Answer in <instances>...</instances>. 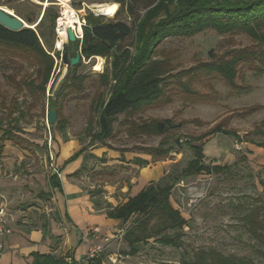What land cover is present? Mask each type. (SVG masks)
<instances>
[{
    "label": "trees",
    "instance_id": "1",
    "mask_svg": "<svg viewBox=\"0 0 264 264\" xmlns=\"http://www.w3.org/2000/svg\"><path fill=\"white\" fill-rule=\"evenodd\" d=\"M44 2V0H39ZM51 3L53 0H49ZM120 8L114 19L106 16L98 17L90 14L87 25L83 27L84 38L64 46V53L70 56V47L75 46L76 53L80 49L81 62L68 67V73L52 98L47 96L48 87L56 72L60 54L53 55L55 26L58 16L52 14V6L48 7L36 29L24 28L12 31L0 24V61L13 68H20L19 74L7 78L8 85L17 95L27 97L30 102H20L19 97L10 101L5 98L0 87V165L6 145L23 151L35 152L42 149L38 144L25 137L19 125L26 115L30 116L35 109L41 108L45 118L48 104L58 114L55 129L62 132L67 129V117L63 111L72 101L80 102L89 99L90 116L87 124L88 146L76 153L68 162L85 153L91 147L101 145L116 150L110 141L121 133L116 125L126 128L128 137L142 134L146 137H161L185 125L194 124L203 127L201 120H185L176 124L173 119H150V122L136 123L134 117L147 109L161 110L176 101L185 107L215 105L222 102L217 84L224 85L228 91V99L238 94L251 91V87L243 85L245 74L264 76V0H112ZM73 6L82 8L86 0H72ZM166 4V5H165ZM164 8L165 18L153 23V16ZM126 16L127 21L122 17ZM24 20L35 23L34 15H27ZM150 21V25L147 23ZM47 30L49 32L46 31ZM145 27L144 29H142ZM206 31H214L222 38L218 45L219 52H209V62H197L190 68L178 70L174 64L177 52H162L164 59L151 61L156 46L162 40L175 36L194 37ZM142 36V44L134 57L129 51V44L135 37ZM244 36L250 42L248 46L236 48L232 44L233 37ZM130 41V42H129ZM176 53V54H175ZM221 53V54H220ZM103 57L111 61V68L103 73L80 72L83 59ZM170 57V58H168ZM27 65L32 72H24ZM21 75V78H19ZM96 77L99 88L92 96L87 93V83ZM207 91V92H204ZM107 92V95L105 94ZM50 102V103H49ZM26 106V107H25ZM263 106L246 108L241 114H233L218 123L210 131L189 141L193 158L185 167L174 164L172 172L165 174L159 182H152L143 188L128 202L113 209L108 217L123 224L134 223L124 235V242L130 248L129 255H137L140 247L148 242H155L166 248H179L183 243L188 220L181 209H176L171 202L176 186L190 178L225 175L233 165L207 164L204 146L195 145L206 138L223 134L234 138L238 143L257 144L247 137L241 138L239 133L230 128L235 117H249L260 112ZM123 117V121L120 118ZM34 119V116L31 117ZM257 133V132H256ZM250 135V134H247ZM123 155L130 150H122ZM146 155L151 160L134 158L137 167L144 168L149 163L171 160L173 147L161 143L160 147L150 148ZM95 158L94 156H92ZM97 158V157H96ZM95 158V159H96ZM98 159V158H97ZM121 161H126L121 156ZM242 157L239 161H245ZM100 161V159H99ZM102 163L106 162L102 158ZM87 168H82L76 176L83 175ZM54 187L61 188L57 176L51 177ZM264 188V182H263ZM262 198H259V201ZM264 205L258 206L248 216L250 236L261 246L264 254ZM84 263L71 264H103L102 258L86 257ZM34 264H69L62 256L55 254L37 256ZM176 264V263H173ZM177 264H256L252 259L226 256L218 251L198 250L192 257Z\"/></svg>",
    "mask_w": 264,
    "mask_h": 264
},
{
    "label": "rangeland",
    "instance_id": "2",
    "mask_svg": "<svg viewBox=\"0 0 264 264\" xmlns=\"http://www.w3.org/2000/svg\"><path fill=\"white\" fill-rule=\"evenodd\" d=\"M46 2L50 3L48 7L52 6V14L59 16L63 9L59 4L60 2L53 0L51 3L49 0H44L43 3ZM43 3L39 0H0V7L12 10L14 15L23 21H25V16L34 15L35 23L29 24L25 22L34 26L37 30L36 25L41 21L48 8ZM109 3L114 2L112 0H86L80 9L74 7L73 2L70 5L78 16H84L87 25V18L90 14L96 17L99 16L95 6ZM118 6L120 8L119 4ZM160 12L153 16V23L156 24L159 20L165 18L163 7H161ZM114 17H107V19H114ZM122 18L128 22L126 16ZM147 25H150V21H148ZM46 31L49 32L47 27ZM50 40L54 41L53 55L60 54V58L57 60L58 67L56 66V72L47 92V96L52 98V103H54V96L68 73V66L64 65L62 60L64 49L62 51L56 49V37L53 40L52 36ZM142 40V36H137L134 42L129 41L128 49L132 56L135 57L137 55V49L141 46ZM221 40L222 38L218 37L214 31H206L190 38L180 35L175 36L162 40L157 44L151 61L163 60L162 52L173 51L178 53H175L177 55L174 62L176 68L178 70L187 69L197 62H209V52L211 50L219 52L218 45ZM232 44H235L234 47L236 48H241L248 46L250 42L244 36H237L233 37ZM76 51L75 46L74 48L70 47V52L72 53L69 57L73 56ZM78 54L81 55L80 49ZM98 58H101V60ZM110 62L100 56L90 60L83 59V67L80 72H85L86 74L91 72L103 73L106 69L111 68ZM99 64L101 69L95 70L96 65ZM19 71V67L13 68L6 62L0 61L1 92L9 101L13 97H19L20 102H30L29 98L17 95L7 83L8 76L19 74ZM25 71L32 72L27 65H25ZM19 78H21V75ZM243 85L251 87V91L228 99L229 90L224 85L217 84V90L221 93L223 100L219 104L185 107L176 101L164 109L152 111L147 109L134 117L136 123H142V121L150 122V119L153 118L173 119L176 124L185 120L197 119L202 121L203 127H197L194 124L185 125L165 136L150 138L142 134L128 137V133H126L127 127L121 128L116 125L121 133L115 140L110 141V144L113 148L120 150L119 153L123 158L126 159L127 157L128 159L125 162L121 161L120 156L118 160H113L107 156L110 149L99 145L98 147L106 152L102 156L106 162L102 163V158L99 161V159L92 157L94 155L87 154V171L83 178H78L81 187L84 189L83 191L90 195L97 209H100V207L104 208L107 214L122 205L126 199L134 196L137 191L152 182H159L165 174L172 172L174 164L179 163L181 167H185L194 155L191 143H189L192 138L208 133L211 128L223 122L229 116L241 114L246 108L258 105L263 106L260 112L245 118L235 117L230 124V128L236 130L241 138L248 136L250 140L255 141L257 144L264 143V76L258 77L246 73ZM98 88L99 84L96 77H91L87 83V93L92 96ZM105 94L107 95V92ZM51 106L52 104L47 105L45 118L42 117L41 108L38 107L30 113V116L27 114L19 124L24 130L25 137L38 144L42 149L33 153L25 151V153L23 150L13 148L11 144H7L8 148L12 150L7 157L10 159V163L6 164L3 162L0 165V180L12 177L35 178V184L26 185L25 193L20 195L17 199L18 201H23L24 198L28 199L31 194L34 195L44 189L48 191L49 187L45 178L51 176L53 170H55V174L59 182H61L62 170L56 166L58 163L56 158L59 155L56 151H60L61 143L66 145V140L77 139L82 143V147L85 148L90 142L86 132L90 116L89 99L80 102L72 101L65 106L63 113L67 117L68 122L67 129L64 132L55 129V125L48 127L47 112L52 109ZM32 116H34L33 120L31 119ZM120 120L123 121V117ZM213 139L215 143L212 142V144L215 145L216 151L218 146L221 154L217 151L218 154L215 152L214 155L208 156L205 150L206 145L210 141H214ZM177 140L180 141L181 148L177 145ZM161 143H165L167 147H173L171 160L149 163L144 168L135 167L131 163L134 158L150 161V155H146L147 152L143 150L160 147ZM195 145L204 146V153L208 160L207 164L233 165L236 162L237 164L225 175L215 174L211 177L190 178L175 187L171 202L176 209H181L184 217L188 220V227L185 228L186 233L181 247L166 248L158 243L148 242L141 245L140 252L137 255H129L130 248L124 242V235L130 229L131 224L134 223V217L127 224L116 223V226L110 227L109 232L88 233L86 231L90 235L93 245L102 246V251L97 254V257L104 260L103 264H177L192 257L193 253L198 250L218 251L226 256L246 257L252 259L256 264H264L263 250L248 231L249 214L258 206L264 205V188L262 186L264 182V152L260 153V156L253 155L246 147L244 149L242 143H238L234 138L223 135L207 137L206 140ZM91 150H88V153ZM122 150H130L132 152L128 154L126 152L125 154L127 155L125 157ZM242 157L246 158V160L239 161ZM142 173L148 177L147 180L144 179V183H141ZM134 179H139L141 185H139L140 183L138 185L133 184ZM260 197L262 200L259 201ZM36 204L39 209V212L36 213L49 212L48 214L51 216L54 215L55 207L53 212L50 211V203L40 202ZM26 207L27 209L29 208L28 206ZM82 237L85 236L82 235ZM94 240L95 242H93Z\"/></svg>",
    "mask_w": 264,
    "mask_h": 264
},
{
    "label": "crops",
    "instance_id": "3",
    "mask_svg": "<svg viewBox=\"0 0 264 264\" xmlns=\"http://www.w3.org/2000/svg\"><path fill=\"white\" fill-rule=\"evenodd\" d=\"M220 135L223 134H217L216 136L219 137ZM212 142L215 143V140L206 145L205 150L208 156L214 155L215 152L218 154L217 151H219L218 146L216 151V147ZM65 143L66 145L61 143L60 151H56L59 154L56 158L58 162L56 166L62 170L61 188L54 187L50 180L51 177L56 175L55 170H53L51 176L45 178L49 187L48 191L44 189L34 195L31 194L28 199L24 198L23 201H18L20 195L25 193L26 185L35 184V178L20 177V179L19 177H12L0 180V205L6 208L8 228L11 230V233L4 239V250L0 252V264H34L37 256L49 254L62 256L69 264L72 262L84 263V259L88 256L90 247L93 245L90 235L86 231L88 233L109 232L110 227L113 228L121 223L109 218L104 208L97 209L90 195L83 191L84 189L81 187L78 178H83L86 172L83 175L76 176L82 168L86 167L88 163L87 154L100 159L106 153L105 150H101L98 146L91 147L88 149H92L91 152L88 153L87 150L72 162H68L84 147L77 139L66 140ZM242 144L244 149L246 147L253 155L260 156V153L264 152V147H258L250 143ZM11 147L16 148L12 145ZM11 151L6 145L2 163H10V159L7 157ZM108 152L107 156L113 160H118L121 156L116 150ZM219 153L221 154L220 151ZM127 154H125V157ZM126 159L128 158L126 157ZM141 177V183H144V179H148L144 173ZM139 183V179H134L133 184L138 185ZM140 191H137L134 196ZM128 200L126 199L122 205L127 203ZM40 202L50 203L49 210L52 212L55 207L54 215L51 216L48 214L49 212L36 213L39 212L36 203ZM26 206L29 208L27 209ZM82 235L85 237H82Z\"/></svg>",
    "mask_w": 264,
    "mask_h": 264
},
{
    "label": "bare ground",
    "instance_id": "4",
    "mask_svg": "<svg viewBox=\"0 0 264 264\" xmlns=\"http://www.w3.org/2000/svg\"><path fill=\"white\" fill-rule=\"evenodd\" d=\"M60 3V5L62 6V11H63V16L64 19L66 20V25H68V27L70 29H76L78 32L82 33L83 32V27H82V21L80 18L77 17V13L74 10V8L71 7L70 2H72V0H58ZM45 7H48L50 5L49 2L43 3ZM97 12L100 13V15L106 16V17H110L113 18L116 13L119 10V6L116 3H109V4H102V5H96L95 6ZM1 10H4L5 12L14 15V12L8 8H3L0 7ZM31 28H35L34 26L28 25ZM67 43V34L64 33L62 34L61 39L58 41V44L56 46L57 50H62L63 49V45ZM99 60H101V58H98ZM101 66L96 65L95 70H100Z\"/></svg>",
    "mask_w": 264,
    "mask_h": 264
},
{
    "label": "water",
    "instance_id": "5",
    "mask_svg": "<svg viewBox=\"0 0 264 264\" xmlns=\"http://www.w3.org/2000/svg\"><path fill=\"white\" fill-rule=\"evenodd\" d=\"M58 1V0H57ZM99 15L100 13L97 12ZM42 19V18H41ZM0 24L5 28L12 31H20L24 28H31L28 24L22 19L18 18L15 15H11L4 10L0 9ZM37 26V25H36ZM35 29V28H31ZM77 41L76 34L74 30L68 29V43H75ZM81 55L77 54L74 58L69 59L66 53H62V60L64 65L75 67L81 62ZM58 121V114L56 110L50 109L47 112V125L48 127L56 125ZM177 145L181 148V143L179 140L176 141Z\"/></svg>",
    "mask_w": 264,
    "mask_h": 264
},
{
    "label": "built area",
    "instance_id": "6",
    "mask_svg": "<svg viewBox=\"0 0 264 264\" xmlns=\"http://www.w3.org/2000/svg\"><path fill=\"white\" fill-rule=\"evenodd\" d=\"M76 15L78 18L81 19L82 27H85L86 22H85L84 16L80 17V16H78V14H76ZM68 29H70V28L68 27V25H66V20L64 19L63 12L61 10V12H60V14L56 20V26H55L56 46L58 44V41L61 39L62 34H64V33L67 34V43H68ZM72 30H74L77 40L82 41L84 38V33L78 32L75 28ZM64 45H63V49H64ZM59 177L61 178L60 175H59ZM10 233H11V230L8 228V215H7L6 208L0 205V252H2L4 250V239ZM101 251H102L101 245H93L90 247V250L88 252L87 257L90 259L97 258V254L100 253Z\"/></svg>",
    "mask_w": 264,
    "mask_h": 264
},
{
    "label": "clouds",
    "instance_id": "7",
    "mask_svg": "<svg viewBox=\"0 0 264 264\" xmlns=\"http://www.w3.org/2000/svg\"><path fill=\"white\" fill-rule=\"evenodd\" d=\"M67 44H68V43H67ZM65 45H66V44H65ZM65 45H64V46H65Z\"/></svg>",
    "mask_w": 264,
    "mask_h": 264
}]
</instances>
